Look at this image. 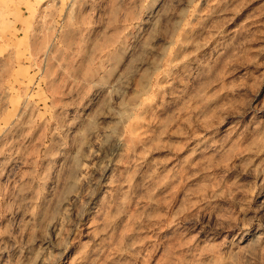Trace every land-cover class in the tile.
Here are the masks:
<instances>
[{
	"label": "rangeland",
	"instance_id": "rangeland-1",
	"mask_svg": "<svg viewBox=\"0 0 264 264\" xmlns=\"http://www.w3.org/2000/svg\"><path fill=\"white\" fill-rule=\"evenodd\" d=\"M0 264H264V0H0Z\"/></svg>",
	"mask_w": 264,
	"mask_h": 264
}]
</instances>
